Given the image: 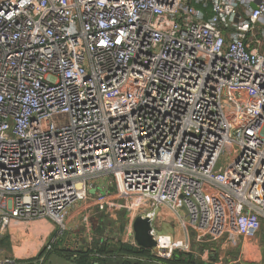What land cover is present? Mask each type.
<instances>
[{"label":"built area","instance_id":"1","mask_svg":"<svg viewBox=\"0 0 264 264\" xmlns=\"http://www.w3.org/2000/svg\"><path fill=\"white\" fill-rule=\"evenodd\" d=\"M138 216L261 242L264 0H0V244L173 264Z\"/></svg>","mask_w":264,"mask_h":264},{"label":"rangeland","instance_id":"2","mask_svg":"<svg viewBox=\"0 0 264 264\" xmlns=\"http://www.w3.org/2000/svg\"><path fill=\"white\" fill-rule=\"evenodd\" d=\"M101 217L105 220L103 222L105 225L100 224L99 229H96L97 234L95 236H100L102 230L110 225L117 226L119 223H123V226H126V217L122 213L104 214ZM173 235L174 237H172ZM158 236L168 242L173 239L172 253L163 255L167 260L173 259L175 255L181 253L183 258L192 257L198 261L202 260L205 262L202 251L206 247L221 246L222 250L226 252L223 260L224 264H264V246H261L263 242L257 243L255 240H244V238L239 237L235 241L231 240L228 243H225L223 240L211 243H199L193 231L180 221L163 224L158 232ZM27 246H30L29 242H16L14 239H7L0 244V248L4 249L7 253H21L23 248L25 249Z\"/></svg>","mask_w":264,"mask_h":264},{"label":"water","instance_id":"3","mask_svg":"<svg viewBox=\"0 0 264 264\" xmlns=\"http://www.w3.org/2000/svg\"><path fill=\"white\" fill-rule=\"evenodd\" d=\"M254 8L256 6L254 5ZM151 223L148 218H143L142 216H138L136 220L134 221V231H135V238L140 246L144 248H154L157 253H170L171 248L167 246H163L160 244L151 234ZM209 251L205 250L204 255L205 259L207 261ZM40 259V258H39ZM44 258H41L39 263L42 264V260ZM128 264H139L137 260H128ZM46 264H77L76 262H72L68 260L67 258L60 257L56 253H53L51 257L46 261ZM107 264H127L124 259L118 258V259H111L107 261ZM142 264H156L151 262H145Z\"/></svg>","mask_w":264,"mask_h":264},{"label":"trees","instance_id":"4","mask_svg":"<svg viewBox=\"0 0 264 264\" xmlns=\"http://www.w3.org/2000/svg\"><path fill=\"white\" fill-rule=\"evenodd\" d=\"M100 222L103 224V222H105V220L101 217L100 218ZM123 227V223H121V228L119 229V232H121ZM5 240L1 241V243H3ZM100 253L103 254H114V253H119V254H123V253H133L134 250L126 245H115V244H105L101 247V249L98 250ZM90 253V252H88ZM93 260V257H89V255H83L81 256V258L77 259L79 264H92L91 261ZM107 259H103L100 258V262L107 264ZM168 262L173 263V264H209L206 263L204 261H198L196 259L191 258H183L181 256V253H178V255H175V257L173 259L168 260Z\"/></svg>","mask_w":264,"mask_h":264},{"label":"crops","instance_id":"5","mask_svg":"<svg viewBox=\"0 0 264 264\" xmlns=\"http://www.w3.org/2000/svg\"><path fill=\"white\" fill-rule=\"evenodd\" d=\"M164 224H166V223H164ZM172 237H174V235ZM162 240H163V243L166 244L167 246H171V247L173 246L172 245L173 239L170 240L169 242L166 241V240H164V239H162ZM244 240H248V239H244ZM223 241H225V243H228V242H230V239L224 238ZM16 242H18V241H16ZM27 242H29L30 246H27V248H25V249L23 248V251L21 253L18 252L17 254H20L21 257L26 258V259L27 258H32V257L33 258H36L37 256H39L41 254V251H42V250L40 251L41 248L39 246L33 247L32 244H31L32 242L30 240H27ZM256 242L259 243L258 241H256ZM261 242H263V245H261V244L260 245L261 246H264V233L261 234ZM22 243H25V241H22ZM222 249L223 248L221 246H216V247L210 246V247H206L202 251L205 262L206 263H211V264H224L223 260L225 258L224 256H225V253L226 252H224ZM205 250H208L209 251L208 256L206 257L207 258V261L205 259V255H204V251ZM8 254H14V253H8ZM225 264H227V263H225ZM229 264H232V263H229Z\"/></svg>","mask_w":264,"mask_h":264},{"label":"flooded vegetation","instance_id":"6","mask_svg":"<svg viewBox=\"0 0 264 264\" xmlns=\"http://www.w3.org/2000/svg\"><path fill=\"white\" fill-rule=\"evenodd\" d=\"M53 253H56V254H57L58 256H60V257L67 258L68 260H70V261H72V262H76L77 264H79L78 261H76L75 258H73L72 256H70L69 253H66V254L64 255V254H62L61 252L56 251V250L53 251V252L47 253L45 256H44L45 252L43 251V252L38 256V258L33 262V264H37V263H39L38 261H40L41 258H44V259L42 260V264H46V261L51 257V255H52ZM39 258H40V259H39ZM125 261H126V263L128 264L127 260H125ZM151 263H154V262H151ZM102 264H103V263H102ZM139 264H142V263H139ZM156 264H157V263H156Z\"/></svg>","mask_w":264,"mask_h":264}]
</instances>
